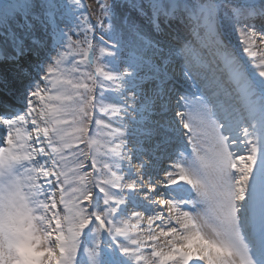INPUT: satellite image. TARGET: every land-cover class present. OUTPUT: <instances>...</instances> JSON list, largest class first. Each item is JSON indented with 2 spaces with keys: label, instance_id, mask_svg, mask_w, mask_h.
Returning a JSON list of instances; mask_svg holds the SVG:
<instances>
[{
  "label": "snow or ice",
  "instance_id": "6c2138e0",
  "mask_svg": "<svg viewBox=\"0 0 264 264\" xmlns=\"http://www.w3.org/2000/svg\"><path fill=\"white\" fill-rule=\"evenodd\" d=\"M0 264H264V0H0Z\"/></svg>",
  "mask_w": 264,
  "mask_h": 264
},
{
  "label": "rangeland",
  "instance_id": "374dc122",
  "mask_svg": "<svg viewBox=\"0 0 264 264\" xmlns=\"http://www.w3.org/2000/svg\"><path fill=\"white\" fill-rule=\"evenodd\" d=\"M93 7H94V4H93ZM61 26L63 27V24Z\"/></svg>",
  "mask_w": 264,
  "mask_h": 264
}]
</instances>
